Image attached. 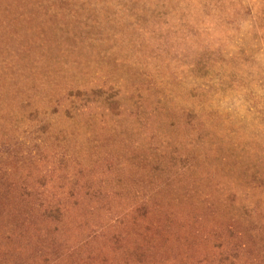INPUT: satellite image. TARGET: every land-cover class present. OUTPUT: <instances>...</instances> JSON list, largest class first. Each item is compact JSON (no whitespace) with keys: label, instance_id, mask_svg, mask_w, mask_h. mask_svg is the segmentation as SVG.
I'll use <instances>...</instances> for the list:
<instances>
[{"label":"rangeland","instance_id":"1","mask_svg":"<svg viewBox=\"0 0 264 264\" xmlns=\"http://www.w3.org/2000/svg\"><path fill=\"white\" fill-rule=\"evenodd\" d=\"M0 264H264V0H0Z\"/></svg>","mask_w":264,"mask_h":264}]
</instances>
